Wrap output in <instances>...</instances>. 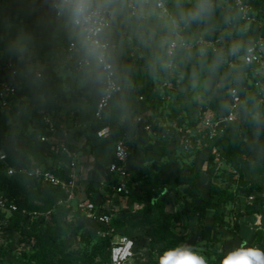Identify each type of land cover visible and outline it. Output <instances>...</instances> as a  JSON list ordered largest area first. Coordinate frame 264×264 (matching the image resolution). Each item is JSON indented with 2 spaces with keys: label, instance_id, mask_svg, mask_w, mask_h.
Wrapping results in <instances>:
<instances>
[{
  "label": "trees",
  "instance_id": "obj_1",
  "mask_svg": "<svg viewBox=\"0 0 264 264\" xmlns=\"http://www.w3.org/2000/svg\"><path fill=\"white\" fill-rule=\"evenodd\" d=\"M5 1L10 5V14L16 15L27 24L28 31L42 37L44 47L41 55L53 53L56 57L57 49L68 53V47L75 40H78L80 54L84 55L79 39L67 18L54 19L46 15L52 0H0V6ZM165 1L171 11V15H162L163 19L169 21L167 27L159 26L155 20V15L160 13L154 7L149 11L140 10L138 14L133 15L125 5L124 18L114 21L113 27L107 32L106 35L113 41L109 60L114 65L122 90L114 95L102 119L94 117L103 92V71L96 62L89 60L81 67V55L75 58L72 65L73 72L76 73L74 79L63 77L48 66L44 67L41 76H38L36 68L27 63V59L21 56L19 46L14 43L17 30L7 32L0 26V38L3 37L0 47L4 50L0 64L5 65L12 60L17 69L16 77L12 81L16 90L8 98L9 106L3 108L0 102V148L8 153L7 163L15 167L44 165L57 175L68 178L65 165L69 158L58 145V140L67 128L64 123L68 122L74 136L78 138L87 135L83 143L66 138L69 148L85 154L87 146L92 144L93 168L101 167L105 174V180L100 187L95 184L96 178L92 172L85 188L81 190L80 186L76 190L77 193L81 192L78 201H93L98 204V210L112 212L113 207L120 204L124 196L115 192L114 184L118 177L109 170L108 165L115 142L126 140L131 147V158L137 153L143 162L140 166L131 168L129 180V197L135 184H140L143 189V194L137 198V202L142 204L138 210L141 216L133 220H121L113 215L109 227L96 223L100 226L98 230L105 233L94 230L82 234L80 246L69 248L67 240L73 229L69 219L72 213H78L74 208V200L69 201L62 188L44 183L36 177L20 172L8 174L6 163L0 160V194L15 201L19 206V211L8 215L4 240L0 241V264H111L114 235L106 232L121 223L124 228L117 233L135 239L136 244L138 237L147 229L151 230L153 238L149 247L154 261L158 259V243H162L165 251L179 246L188 233L197 231L198 239L210 210L215 226L230 227L225 205L234 199L235 193L243 192L246 196L253 197V207L246 214L264 209V182L248 176L245 170L248 164L246 144L249 134L254 129L258 135L264 136L262 91L256 84L259 81L264 85V76L255 73L253 65L238 63L237 60L238 55L245 49V41L252 42L264 33V22L262 25L258 24L259 19L264 17V0H247L251 5L252 15L256 16V22L251 24H247L231 0H221L229 4V19L223 18L224 8L217 4L216 14L183 29L182 33L188 40L195 39L201 33L200 29L207 38L232 34L241 39L240 50L231 52L228 46H223L217 52L209 49L203 53L198 45L191 48L180 46L174 57V69L168 67L170 57L166 48L173 31L171 18L177 13L176 0ZM186 2L181 0L182 5ZM230 21H233V26ZM164 35L167 38L163 37ZM239 69L244 76L237 79L235 75ZM215 72L223 76L222 93L214 95L211 92L206 100H198L194 94V80L197 76H209ZM83 78H87L88 83L80 89L78 81ZM234 85L248 89L243 101L244 122L227 127L225 135L212 139L206 137L204 141L210 150L218 148L219 160L224 167L220 172L222 181L235 184L236 190L233 193L229 186L223 188L213 181L208 195H205L198 183L202 171L195 170L188 161L200 150H192L189 153L180 150V142H177L175 134L181 130L194 129L193 134L203 135L201 125L205 111L213 114L227 111L228 89ZM89 90L91 94L85 102L82 97L86 96ZM142 94H145V97L140 100L139 96ZM61 102H70L73 110V114H67L65 119L58 114L63 110ZM50 114L55 121L56 131L50 130L45 120V116ZM139 115L144 116L143 121L137 120ZM147 123H151V130L145 129ZM106 125L111 128V136L108 138L113 148L102 157L97 148L105 138L98 137L97 131ZM164 128L169 130L162 136ZM88 131L91 135H88ZM44 134L51 138L48 145L40 140ZM12 139L24 140L26 145L13 148ZM173 141L177 145L171 148ZM88 156L90 155L80 158L79 163L88 160ZM210 157L214 158L213 155ZM213 158L211 161L214 164L207 169L212 172L217 166ZM176 163L181 172L174 174L173 179L166 180L162 175ZM182 186H188L186 193L179 192ZM173 191L179 192L176 203L180 214L187 219L178 231L172 230V216L166 215L165 197ZM34 200L38 202L34 203ZM24 210H38L43 212V215L29 218L23 214ZM1 215L5 217L7 213L1 212ZM82 215L87 220L83 212L79 211V216ZM242 216L232 225L239 230L238 235H241ZM178 219L180 220V217ZM17 234L20 235L21 241L32 242L35 250L32 254L23 252L19 256L6 259L5 254L11 245L9 236ZM223 255L218 254L219 262ZM207 264L212 263L207 260Z\"/></svg>",
  "mask_w": 264,
  "mask_h": 264
},
{
  "label": "rangeland",
  "instance_id": "obj_2",
  "mask_svg": "<svg viewBox=\"0 0 264 264\" xmlns=\"http://www.w3.org/2000/svg\"><path fill=\"white\" fill-rule=\"evenodd\" d=\"M186 4L184 7H190L191 4L189 0H186ZM217 4H221L224 8L223 18L229 19L228 7L229 4L221 1V0H213V14H216V6ZM155 20L158 22L159 26L167 27V23L169 22L167 19H163L162 15H155ZM264 22V17L259 19V25H262ZM230 24L233 26V21H230ZM0 26L6 30L7 32H12L13 30H17V36L14 40V43L19 46L21 56H24L27 59V63L32 67L36 68L37 71H41L44 67H51L57 71L58 74L63 77H71L75 78L76 73L73 72V63L76 58V54L73 53H63L61 49L56 50V57H54L53 53H46L41 55V50L44 47V41H41V36L36 33H32L27 30V24L23 23V21L18 18L16 15L10 14V5L7 1H5L0 6ZM199 32H203L202 29ZM165 37V35L163 36ZM167 38V37H165ZM223 46H228L230 51L240 50V40L232 34H226L222 36ZM167 41V39H165ZM169 40V38H168ZM3 41V37L0 38V44ZM3 49L0 47V58L3 56ZM38 59V61H34V59ZM141 70V68H138ZM1 77L3 74L0 72ZM244 75L241 74V69L236 71L235 77L237 79L242 78ZM88 83L87 78L80 79L78 81V87L82 89ZM195 87V97L198 100H206L209 96V93L221 94L222 87L224 85L223 76L217 72L213 75H200L197 76L193 82ZM258 85L262 91V99L261 104L264 106V85H262L258 81ZM74 91H72V94ZM90 90L86 96L82 97V100L85 102L90 97ZM80 96V95H79ZM63 111L66 114H73V110H71V103L69 102H61ZM168 128H164L161 135L164 136L168 132ZM193 130L188 131H180L175 136L177 137L179 145V149L185 151L186 153L191 152L192 150H200L196 156L193 158H189L188 161L194 166L195 170H201L202 175L198 178L199 186L203 192V194L208 195V191L210 188L211 182L219 183L223 188L228 187L232 189L233 193H235L236 185L230 183L229 181L223 182L220 176V172H222L223 168L221 161L217 158V153L214 152V149L210 150L207 148V142L202 141L198 142V138L194 140ZM187 132L189 135H186ZM252 133V134H251ZM248 136V142L246 144L247 147V160L250 161L251 164H247L245 167L246 174L248 176H252L257 178L259 181L264 182V138L258 135L257 131L254 129L251 131ZM88 135H91L90 131H88ZM87 138V135L84 134L81 138L75 139L78 143H83ZM193 140V141H192ZM193 142V143H192ZM11 145L13 148H22L26 145V141L20 139H12ZM176 142L173 141L170 144L171 148L176 147ZM92 144H89L85 150V156L89 154L88 160L80 164V168L78 167V171L82 170V180H81V190L85 188L88 179L92 176L96 178L95 184H98L100 187L102 186L105 180L104 170L101 167L93 168V151H91ZM113 148L112 142L109 138H105L100 142V145L97 148L102 157H105L109 150ZM218 149V148H217ZM211 155L214 156L213 160L217 162V166L215 167L214 172L207 169L214 164L211 161ZM191 155H189L190 157ZM135 160H139V154L134 155ZM181 161H179V165L181 166ZM140 164V162H138ZM137 164V165H138ZM142 164V163H141ZM94 169V171H92ZM181 171L176 165L166 171L162 176L166 178V180H171L174 177V174H179ZM186 172H189L186 170ZM188 191V186H182L179 192L186 193ZM79 192V191H78ZM177 191L171 192L168 196L165 197L167 206H166V215L172 216V230L178 231L179 227L187 222V219L184 215L180 214L179 206L177 205ZM143 194V189L140 184H135L133 187V191L130 197L122 198L121 203L113 207V215L115 218L123 219V220H133L141 215L138 213V210L142 207V204L137 202V198ZM37 203L38 201H33ZM75 210H78V213H72L70 216V222L73 224V229L68 236L67 245L69 248H76L80 246V239L82 234H88L91 231H96L100 229L99 224L96 222H92L84 219L79 216V202L74 200L73 202ZM253 207V199L249 196H246L243 192L236 194L233 200L229 201L225 205L227 220L230 221V227H220L219 225H214L211 217L212 211H209V216L205 220V225H203V229L201 231V235H199L197 239V231L192 233H188L180 245H190L193 247L195 251L199 254L203 255L206 260H209L212 264H220L218 259V254H225L228 251L241 246L243 242H240V239H237L239 230L236 227H232L233 222L239 219L241 215L242 218V227H241V238L244 241H247L248 245L251 244L255 246H259L261 250H264V209L262 211L253 212L251 214H246L248 210ZM245 214V215H244ZM180 217V220L178 219ZM124 228V225L121 223L114 227V232L117 234ZM236 229V230H235ZM100 231V230H98ZM11 238V239H10ZM153 238L151 234V230L147 229L146 232L137 238V247L135 257L128 260L126 264H158V259L152 261V252L150 250L149 244L151 239ZM10 247L7 250L5 256L6 259L16 257L21 255L23 252H27L28 254H32L34 252L33 243L30 241H21L20 235L9 236ZM252 245V246H253ZM162 243L157 244V258L160 254L163 253Z\"/></svg>",
  "mask_w": 264,
  "mask_h": 264
},
{
  "label": "built area",
  "instance_id": "obj_3",
  "mask_svg": "<svg viewBox=\"0 0 264 264\" xmlns=\"http://www.w3.org/2000/svg\"><path fill=\"white\" fill-rule=\"evenodd\" d=\"M233 4L239 9L242 14V17L247 21V24L251 22H256V16L251 13V5L247 0H231ZM58 0H52L50 8L46 11L48 17L59 19L64 16L57 14L56 8L53 6L57 3ZM157 4L162 6L157 7ZM127 7L130 9L131 14L136 15L140 10L149 11L151 7H154L159 11L161 15H171L169 6L165 0H145L143 4L140 3V0H128ZM125 10L124 7L117 13L114 19H112L110 26L107 29V32L113 27L114 21H120L124 18ZM183 26L179 30L172 31V36L168 40L167 44V54L170 57L168 62V67L171 69L175 68L174 57L176 55V50L178 47L191 48L193 45H198L201 51L204 53L207 50H212L213 52L219 51L223 47V38H207L201 32L195 39H187L182 33ZM78 39V38H77ZM77 41L71 43L68 47V53L76 54V58L80 56L81 50L77 45ZM106 42L108 44V55L109 51L113 45L112 39L106 35ZM246 46L243 52H241L237 60L238 63L253 65L255 67V73L264 76V33L260 34L252 42L245 41ZM67 53V54H68ZM84 55H81L80 66L82 67L84 63L88 62ZM108 67L105 68L101 66L103 71V92L98 100L94 117L102 119L105 113L107 112L111 100L114 95L122 90V84L117 79L116 70L113 63L108 59ZM0 72L3 74V77L0 79V102L3 108L9 106V96L13 94L16 90L13 80L16 77L17 69L15 68L14 62L9 60L5 65L0 64ZM6 72L8 73L6 75ZM37 75L41 76V71H37ZM258 85V82H256ZM247 88H241L238 85L231 86L228 89V110L223 111L219 114H213L210 111H205L202 117V129L204 134L197 136L194 134V140L198 138V142L204 141L207 138H215L227 133V127H231L235 124H242L245 119V112L243 107L244 97L247 93ZM145 94L139 96L140 100H143ZM143 115L137 117L138 121H143ZM46 122L49 124V128L52 131H56V124L54 119L50 115L45 116ZM145 129L151 130V123H147ZM98 137L108 138L111 136V128L109 125H106L100 128L97 131ZM40 140L43 144L48 145L51 142L49 135L44 134L40 137ZM193 141V140H192ZM193 143V142H192ZM58 145L60 146L63 153L69 158L68 163L65 165V168L69 174L68 178L57 175L52 170L46 168L44 165L36 166H25L20 165L15 167L7 163L8 153L0 148V160L6 163L7 173L13 175L17 172L26 174L29 176L36 177L37 179L43 181L44 183H49L53 186H57L63 189L66 193L69 201L75 200L77 196V178H78V163L80 159V152L77 150H72L66 143L64 137H60L58 140ZM214 152L217 153V148L214 149ZM217 158H219L217 153ZM131 159V147L129 143L124 140H118L115 142L113 154L110 157L109 161V170L114 173L118 180L114 184V190L116 193L124 194L123 198H128L131 193L129 187L130 180V170L129 161ZM253 199V197H250ZM110 200H108L109 202ZM80 210L83 212L87 220L100 223L105 226H110L113 213L108 210H98V204L93 201H83L79 203ZM19 211V206L15 201L10 200L8 197L0 194V241L4 240V230L7 228V219L8 215L13 212ZM1 212L7 213L5 217L1 215ZM23 214L29 218H36L43 215V212L38 210L27 211L24 210ZM105 233L103 230L100 233ZM114 235L113 244L111 247V264H126L129 259L135 257L136 253V240L122 234H116L114 228H111L108 232Z\"/></svg>",
  "mask_w": 264,
  "mask_h": 264
},
{
  "label": "clouds",
  "instance_id": "obj_4",
  "mask_svg": "<svg viewBox=\"0 0 264 264\" xmlns=\"http://www.w3.org/2000/svg\"><path fill=\"white\" fill-rule=\"evenodd\" d=\"M145 0H140L143 4ZM190 7H184L176 0L177 13L171 18L174 30L210 17L213 13V0H189ZM128 4V0H58L53 6L57 14L67 18L79 39L87 60L108 67L107 29L117 13ZM162 6L157 4V7ZM99 78V77H98ZM247 241L225 253L220 264H264V250L248 247ZM158 264H207L206 258L190 245H179L163 251Z\"/></svg>",
  "mask_w": 264,
  "mask_h": 264
},
{
  "label": "crops",
  "instance_id": "obj_5",
  "mask_svg": "<svg viewBox=\"0 0 264 264\" xmlns=\"http://www.w3.org/2000/svg\"><path fill=\"white\" fill-rule=\"evenodd\" d=\"M0 77H1V74H0ZM1 79V78H0ZM59 115H61L64 119L67 117V114H66V112H64L63 110L60 112V113H58ZM50 116L53 118V116H52V114H50ZM65 125H66V129H65V131H64V133H63V135H62V137H64L65 139L66 138H68V139H70V140H74L73 138H76V139H79V138H81L83 135H81V136H79L78 138L76 137V136H74L72 133H71V128H70V123H68V122H65L64 123ZM75 124L77 125V122H75ZM252 134V133H251ZM261 138H264V136H262ZM247 142H248V138H247ZM85 156V154H83V152H81L80 151V158H83ZM139 158H141L140 156H139ZM138 162H140V164H138ZM141 163H143L142 162V158L141 159H139L138 161L137 160H135V157L133 156L131 159H130V161H129V165H130V167L131 168H136V167H138V166H140L141 165ZM138 164V165H137ZM248 164H251L250 163V161L248 160ZM79 168H80V164H79ZM81 169V168H80ZM82 175H83V172H82V170H79V172H78V178H77V182H78V185H77V190H78V187L80 188V186H81V178H82ZM81 196V192H78L77 193V196H76V198H75V200L76 201H78V198ZM79 202V201H78ZM237 239H240V242H244V240L241 238V235H238L237 236ZM253 244H251L250 246L248 245V243H247V245L246 246H248V247H256V248H260L259 246H255V245H253Z\"/></svg>",
  "mask_w": 264,
  "mask_h": 264
}]
</instances>
